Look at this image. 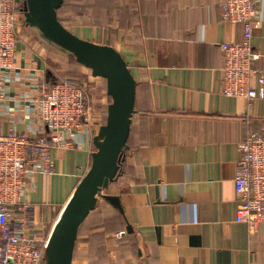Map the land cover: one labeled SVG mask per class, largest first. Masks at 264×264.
<instances>
[{
    "label": "crops",
    "instance_id": "1",
    "mask_svg": "<svg viewBox=\"0 0 264 264\" xmlns=\"http://www.w3.org/2000/svg\"><path fill=\"white\" fill-rule=\"evenodd\" d=\"M87 2L86 13H67L66 24L82 38L116 48L137 87L133 150L125 155V173L104 191L120 198L124 215L98 198L80 227L72 264H264V225L251 233L235 220L233 184L238 143L250 130L264 131V96L249 102L220 92V44L240 42L241 25L224 21V0ZM18 41L19 75L8 83L11 116L2 118V131L24 128L14 99L25 88L26 75L37 72L45 82L46 47L22 33ZM251 44L264 53V0ZM255 67L263 69L264 62ZM251 85L257 88L256 77ZM107 99L105 90L92 99V137L82 135L76 147L53 150L55 173L34 177L27 200L44 231L51 230L90 166L92 138L104 122Z\"/></svg>",
    "mask_w": 264,
    "mask_h": 264
},
{
    "label": "built area",
    "instance_id": "2",
    "mask_svg": "<svg viewBox=\"0 0 264 264\" xmlns=\"http://www.w3.org/2000/svg\"><path fill=\"white\" fill-rule=\"evenodd\" d=\"M20 3L0 0V264H45L50 231L35 222L27 195L36 174L55 173L53 150L76 147L82 135L92 137L96 110L84 84L68 79L45 83L31 71L14 99L15 114L25 121L24 128L2 131V118L10 115L8 83L19 75L15 58ZM258 6L259 0H224L221 6L225 22L241 25L242 39L220 44V92L249 102L264 96V68L255 67L257 61L264 62V53L251 44ZM253 77L257 88L251 85ZM238 149L233 178L238 196L235 220L253 233L264 225V131H248Z\"/></svg>",
    "mask_w": 264,
    "mask_h": 264
},
{
    "label": "water",
    "instance_id": "3",
    "mask_svg": "<svg viewBox=\"0 0 264 264\" xmlns=\"http://www.w3.org/2000/svg\"><path fill=\"white\" fill-rule=\"evenodd\" d=\"M63 0H21L20 22L44 45L72 55L93 77L105 82L109 98L103 124L92 138L94 150L90 166L80 178L53 224L44 249L45 264H72L81 225L98 198L124 215L120 198L105 194L120 175V165L128 149V136L135 113L136 80L122 54L112 45L82 38L58 19ZM127 232L132 227L127 223Z\"/></svg>",
    "mask_w": 264,
    "mask_h": 264
},
{
    "label": "rangeland",
    "instance_id": "4",
    "mask_svg": "<svg viewBox=\"0 0 264 264\" xmlns=\"http://www.w3.org/2000/svg\"><path fill=\"white\" fill-rule=\"evenodd\" d=\"M66 26L70 28L72 25ZM19 33H22L34 41H38L22 23H19L18 25V34ZM38 42L41 43L40 41ZM41 44L44 45L43 43ZM44 47H46L45 49L47 51V54H42V59L45 63V75H50L49 78L53 80L68 79L84 84L88 89L91 98L95 101L98 98V95H104L105 83L101 77H93L88 68L76 65L67 55L62 54L46 45H44Z\"/></svg>",
    "mask_w": 264,
    "mask_h": 264
},
{
    "label": "trees",
    "instance_id": "5",
    "mask_svg": "<svg viewBox=\"0 0 264 264\" xmlns=\"http://www.w3.org/2000/svg\"><path fill=\"white\" fill-rule=\"evenodd\" d=\"M88 0H63V3L57 10V16L58 19L64 24L65 26L67 25L66 23L69 22V17L70 15L67 13H77L80 11L81 14H85L87 9H88ZM20 5L18 6V10L20 9ZM103 17V14L101 11L98 10V12H95L94 19H96V23L99 24L101 23L100 21L101 18ZM67 27V26H66ZM109 45V44H108ZM68 57L78 66H82L80 63H78L75 58L72 55H68ZM50 76V75H49ZM48 75H45V83H51L52 81H55L53 79H50ZM104 80V79H103ZM105 83V82H104ZM137 87V84H136ZM108 97V96H107ZM109 99V98H108ZM131 134L129 133L127 144H128V149L126 150V153L128 151L133 150V145L131 142ZM125 159V158H124ZM124 159L121 162L120 165V175L117 177L116 180H114L112 183H116L118 178L125 173V165H124ZM121 217V215H120ZM122 218V217H121ZM76 245V244H75Z\"/></svg>",
    "mask_w": 264,
    "mask_h": 264
}]
</instances>
